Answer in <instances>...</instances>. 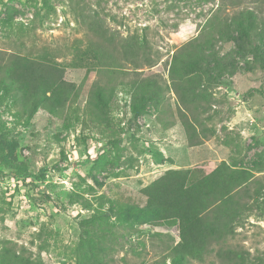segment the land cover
<instances>
[{
	"label": "rangeland",
	"instance_id": "rangeland-1",
	"mask_svg": "<svg viewBox=\"0 0 264 264\" xmlns=\"http://www.w3.org/2000/svg\"><path fill=\"white\" fill-rule=\"evenodd\" d=\"M245 8L264 17L259 0H0V59L47 57L79 88L62 111L31 117L0 90V251L34 264H171L177 225L142 228L132 213L146 204L141 190L169 170L205 176L224 162L247 171L259 194L246 200L232 236L189 264H264V67L229 24ZM214 17L232 35L214 41L221 67L190 112L169 90V65ZM94 26L117 46L146 42L154 65L138 71L162 78L158 99L117 91L106 108L91 109L94 82H109L89 68L101 42ZM257 46L264 53V40ZM120 67L118 90L134 77L130 63Z\"/></svg>",
	"mask_w": 264,
	"mask_h": 264
},
{
	"label": "trees",
	"instance_id": "trees-1",
	"mask_svg": "<svg viewBox=\"0 0 264 264\" xmlns=\"http://www.w3.org/2000/svg\"><path fill=\"white\" fill-rule=\"evenodd\" d=\"M259 1L264 7V0ZM229 24L241 40L243 53L251 50L252 56L264 67L262 46H257L264 40V17L259 19L254 9L245 8L232 14ZM90 29L101 42L93 45L97 66L89 68L109 79L107 83L101 80L94 82L89 94L91 109L97 113L106 108L117 91L132 98L140 97L145 102L150 98L158 99L163 90L159 84L162 78L158 75L142 77L143 71H138L154 65L146 42L126 38L117 46L112 38L107 37L102 26ZM204 31L205 35L199 33L182 45L173 54L169 65V90L175 92L180 103L190 112L199 109L203 82L210 83L211 72L221 67L222 58L218 57L214 41L229 39L232 35L225 22H217L216 17L209 21ZM121 61L131 64L134 77L128 83L120 84L124 88L118 90L112 81L116 73L122 71L117 70L121 68ZM199 70L204 73H199ZM63 77V69L47 57L30 59L10 53L0 59V90L5 99L20 108L23 116L31 117L39 110L54 115L73 103L78 98L79 88ZM183 126L186 129L191 127L187 122ZM198 175L196 170L165 172L141 190L146 204L132 212L138 216L144 229L171 223L177 225L179 241L171 250V264L202 262L207 254L213 252L212 246L220 245L232 236L239 213L249 209L246 200L260 191L259 188L251 189L247 171L232 169L224 162L209 174ZM225 254L229 259L234 257L231 250ZM0 264L34 263L9 248H2Z\"/></svg>",
	"mask_w": 264,
	"mask_h": 264
}]
</instances>
